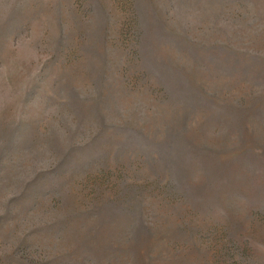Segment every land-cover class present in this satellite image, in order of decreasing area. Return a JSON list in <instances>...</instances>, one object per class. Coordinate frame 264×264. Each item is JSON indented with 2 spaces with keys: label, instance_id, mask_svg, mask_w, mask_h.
I'll return each instance as SVG.
<instances>
[{
  "label": "rangeland",
  "instance_id": "obj_1",
  "mask_svg": "<svg viewBox=\"0 0 264 264\" xmlns=\"http://www.w3.org/2000/svg\"><path fill=\"white\" fill-rule=\"evenodd\" d=\"M263 88L264 0H0V264H264Z\"/></svg>",
  "mask_w": 264,
  "mask_h": 264
},
{
  "label": "trees",
  "instance_id": "obj_2",
  "mask_svg": "<svg viewBox=\"0 0 264 264\" xmlns=\"http://www.w3.org/2000/svg\"><path fill=\"white\" fill-rule=\"evenodd\" d=\"M264 89V88H263ZM262 95L260 99L263 100L262 104L257 105L256 107L252 106L251 108H248L249 110H245L247 112H250V114H253L255 118H257L260 121H264V93L260 90L259 95ZM254 107V108H253ZM173 137V136H171ZM180 138V137H179ZM179 138L177 140H179ZM174 137L173 139L170 138L168 142L165 144L166 148L163 151H153V158L155 163H149L147 160V155L150 154L149 151L146 149H142V155L145 156L143 158L144 165L146 166L147 172H154L156 169H158L157 172H161L160 175H156V178H154L153 183H158L160 180H164L167 178L168 187L165 185L166 192L170 198H174L178 201H183V204H186L185 202L191 201L190 191L187 189V182L193 181V176L190 174V170L193 168L195 163L197 162L195 157L193 156L192 152L189 151L187 148L183 147L182 145H178V141ZM178 142V143H176ZM116 150L114 153H112V161L114 163H120L123 161L127 155L131 154L132 151H135V148H141L137 141L125 138L124 140L120 141V143L117 144ZM101 157V156H100ZM106 161V160H105ZM107 162H105L104 165H106ZM251 169V168H250ZM105 170L102 169L100 173L102 176H106ZM255 171V168L251 169V172L253 173ZM161 178V179H159ZM117 184V183H116ZM114 184V185H116ZM131 185V184H129ZM117 186V185H116ZM122 187H126L127 190H129L130 187L121 184ZM124 190L122 189L120 193H123ZM129 192L126 191L124 193V197H128ZM240 198L242 205L245 204L244 211H253L255 208L260 211L264 210V199L263 200H247L243 198L240 194L238 195ZM237 197V199H238ZM108 211V209L106 210ZM113 216L115 215H132V212L130 209H122L120 210L117 208V206H113V211L110 210ZM104 215L107 217V214L104 213ZM108 221V220H107ZM144 221H140L135 226H131V228L128 230L127 234L130 236V238H137L138 233L145 231L144 228ZM225 237V234H223ZM227 243H232L230 240L226 241Z\"/></svg>",
  "mask_w": 264,
  "mask_h": 264
}]
</instances>
